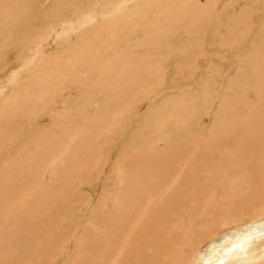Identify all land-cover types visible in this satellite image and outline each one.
<instances>
[{"label": "bare ground", "instance_id": "1", "mask_svg": "<svg viewBox=\"0 0 264 264\" xmlns=\"http://www.w3.org/2000/svg\"><path fill=\"white\" fill-rule=\"evenodd\" d=\"M140 1L54 0L37 14L35 0H0V264H57L75 238L70 264H264V0H247L238 13L243 0H186L126 27ZM88 30L62 51L72 62L61 56L44 66L36 89L25 90L40 52L54 54ZM147 31L151 38L97 65V38L125 43ZM251 45L247 57L238 53ZM236 60L242 65L224 88L217 76L225 69L215 65ZM90 65L84 85L97 84L87 98L102 99L96 112L75 107ZM198 76L199 97L148 110L128 141L138 107ZM68 93L77 96L66 104ZM216 105L213 124L200 127ZM119 140L131 151L108 172L107 151ZM100 183L107 188L98 199L81 193ZM223 227L230 230L215 244Z\"/></svg>", "mask_w": 264, "mask_h": 264}, {"label": "rangeland", "instance_id": "2", "mask_svg": "<svg viewBox=\"0 0 264 264\" xmlns=\"http://www.w3.org/2000/svg\"><path fill=\"white\" fill-rule=\"evenodd\" d=\"M51 1H54V0H44V5H42L41 4V2H42V0H35V3H36V5H37V8H38V11H37V14H38V12H43L44 10H46L45 8L47 7L46 5H48ZM174 2H172L171 0H141L140 1V4L139 5H137L136 6V8H137V11H138V18H134L133 19V21L130 23V20L128 19V16H126V15H128L127 13L125 14V16H124V20H126V27H128L129 25L131 26V27H134V28H136L137 27V23H138V21H141V22H145L148 18H150V17H154V16H152V15H154V14H158V13H160V12H164L165 11V14L166 15H168V13L167 12H170V13H172V11H173V8L176 6V5H179V4H181L182 2H184V1H186V0H173ZM201 2H200V4H204V3H206V1L207 0H200ZM246 1L247 0H243V3H241V4H238V8L236 7L235 9H234V11H233V13H238L237 11H241L244 7H250V4H248V2L246 3ZM249 1V0H248ZM38 4L40 5V7L38 6ZM248 4V5H247ZM167 7H169V8H167ZM240 8V9H239ZM237 9V10H236ZM128 10H130V9H127V11ZM171 10V11H170ZM162 14V13H161ZM120 18H123V16L122 15H117V16H111V17H107V18H104L103 19V21H106V20H108V19H120ZM129 20V21H128ZM123 22H125V21H123ZM128 22V23H127ZM151 22H153V20L151 21ZM149 23L147 26H146V29H147V27H149L150 25L152 26L154 23ZM96 23V22H95ZM129 24V25H128ZM150 26V27H151ZM105 29H106V27H105ZM123 29V27L121 28V30ZM94 30V29H93ZM92 30V31H93ZM117 30V29H116ZM92 31H87V32H85V34L83 33V34H80V32H82V31H79V32H77L78 34L77 35H75V36H70V37H67V43L66 44H62V47L58 50V51H56L54 54L53 53H51V52H48V51H45V52H40L39 54H38V56H39V58H38V56H37V59L35 60V62H37V66H36V68H35V73H33L34 74V76L32 77V79H30L29 81H28V83H27V85L25 86V90L28 88V86L29 85H31V86H34L33 88H35L36 89V85L38 84V82L34 79L35 77H37V75H38V72H39V70L41 69V68H43L44 66H47L48 64H51L52 62H54L55 60H57V59H59L61 56L63 57V58H65L64 60H66V61H68V62H72L71 60H73L74 59V56L72 55V54H63V52L64 51H66V50H69L70 48H71V46H73L74 45V43L75 42H78L79 41V38L80 37H84V36H86V35H88V34H90V35H92L91 33H92ZM100 31H103V30H101V28H97V34H99V32ZM106 32H108V31H106ZM118 32V31H117ZM151 34V31L150 32H148L147 31V33L145 34V35H141V36H139V38H137L136 40L135 39H133V41H127V42H123L121 39H117L116 40V37L117 36H115V38H109V37H102L101 39H98L97 38V41L99 42V48H101V50L99 51V55H97V56H95V58L97 59V60H101L100 62H98L97 63V65H100L101 63H103L104 61H102L103 59H107V54H108V57L110 56V57H112V55H113V53H116V52H121V51H125V50H127V51H129L130 50V48H135V44L136 43H140V42H142V41H145V40H147V39H149V38H151V36H152V34ZM80 34V35H79ZM94 34V33H93ZM116 34V33H115ZM147 34L148 35H150V36H147ZM67 36V35H66ZM183 36V35H182ZM191 37H189L188 39H190ZM61 39H64V37L63 38H61ZM78 39V40H77ZM139 39H140V41H139ZM70 40V41H69ZM77 40V41H76ZM134 40H135V42H134ZM75 41V42H74ZM112 41V42H111ZM124 41H126L125 39H124ZM247 41H249V40H247ZM69 47V48H68ZM181 48V50H183V46H181L180 47ZM251 48H252V45H251V47L249 46L246 50H241V51H239L238 53H240V55H243V57H247V54L249 53V51L251 50ZM63 51V52H62ZM51 53V54H50ZM223 53V52H222ZM204 54V53H203ZM202 55V54H201ZM221 55V58H222V54H220ZM225 55H226V52H225ZM99 56H102V57H99ZM158 56H161V54H156L155 56H153V58L154 59H156V57H158ZM237 56V55H236ZM226 57H227V55H226ZM103 58V59H102ZM162 58V57H161ZM184 59V58H183ZM228 59H229V57H228ZM186 59H184L183 61H185ZM6 61V60H5ZM210 65H211V61H203L202 62V64L200 65V67L199 68H201L202 70H200V73L201 72H203L204 74H205V72H207V74H208V72H209V67H210ZM242 64L241 63H239L237 60L235 61V67L234 66H232V67H228V65H223V66H221V65H218V64H216L215 65V67L217 68V70L218 69H221V70H224L223 71V74L221 75V77H218L217 76V74L215 75V76H217V79L218 78H220V79H222V87H226L227 85H228V80L231 78L232 79V76L234 75V73L236 72V70L241 66ZM91 66V68H90V71L88 72V70H84L83 72H82V76H84V77H82L81 79L82 80H80L81 82H79V84L80 85H82L83 87H84V89L81 91L82 92V94L80 95V99H79V102H78V104L77 105H75V107L76 108H84V107H86V108H88V109H90L91 110V112H96V110H97V108H98V106H101L102 105V102H101V100L102 99H97V101H95L94 103H89V102H87V98H88V96H90L91 94H92V92L94 91V89L96 88V85L97 84H93V85H89V86H85L84 85V81H86L89 77H91L92 76V74L94 73L93 72V68L95 69L97 66L96 65H90ZM225 66V67H224ZM175 67V66H174ZM224 67V68H223ZM228 67V70L226 69ZM240 69V68H239ZM229 73V74H228ZM224 74H225V76H224ZM232 74V75H231ZM203 75V74H202ZM201 78H202V76L201 77H197V78H192L191 79V83H189V82H186L188 85L187 86H182L185 82H184V79L183 78H181V79H176V80H174V83L172 84V86L174 87V88H172V89H168V87L167 88H163L160 92H159V94L155 97V98H153V100H152V102H151V104H148V105H146L145 107H143L142 108V106H140V107H138L137 108V111L139 112L138 113V118H136L135 120H132L130 123H129V126H128V130H129V134H128V141L130 142V137H132V136H134V133H133V131L134 130H136V131H138L137 130V128H139V125H140V127L141 126H143V125H145V120H147L148 118H149V115L147 114V111L149 110L150 111V109H153L154 107H156V110H160L159 111V113H157V114H160V112H162L163 111V108H166L167 107V104L168 103H166V101H168V100H171V99H173V98H175V97H178L179 98V96H181L183 99H185V100H191V99H194V98H196V97H199V95L202 93V84L200 83V85H199V81L201 80ZM232 80H234V79H232ZM167 83V82H166ZM217 84V83H216ZM165 86H166V84H165ZM95 87V88H94ZM30 91H31V89H29ZM223 91V89H219V92L221 93V95L223 96L224 95V93L225 92H222ZM87 94V95H86ZM189 94H191V95H189ZM233 93L231 92V94H228V95H232ZM72 95V96H71ZM71 95L68 93V94H66V96H65V100H66V104H69L73 99H75L76 98V96H77V94L76 93H71ZM179 95V96H178ZM237 95V93H235V96ZM69 96V97H68ZM239 96V95H238ZM192 97V98H191ZM221 97V96H220ZM253 97L255 98V96H254V94H253ZM253 97L252 96H248L247 98L248 99H250V100H253ZM190 98V99H189ZM222 99V98H221ZM231 99H233V97H231ZM85 103V104H84ZM66 104H65V106H66ZM96 104V109L94 108V105ZM65 106H63V107H60V108H58V109H65L66 110V112L67 111H69V110H73L74 108H70L69 106H67L66 108H65ZM153 106V107H152ZM165 106V107H164ZM142 108V109H141ZM219 108V105H216L215 107L213 106L212 107V109H210V111H209V113H206L205 115V119H202L199 123H200V127H202V125H205L206 127L207 126H210L211 124H213V122H214V115H213V113L215 114V109H218ZM167 109V108H166ZM141 110V111H140ZM170 111H174V110H170ZM208 114H210L209 116L211 117H209L208 116ZM213 115V116H212ZM136 116V117H137ZM213 118V119H212ZM50 122V119H49V121L48 122H46L47 124ZM198 123V124H199ZM46 126V124H44V123H42V128H44ZM43 131L42 132H44L45 130L44 129H42ZM141 130L142 129H140V132H141ZM205 132H207V130L205 131ZM119 142H120V140H119ZM129 142H127V141H125V142H122V140H121V142L118 144V146L117 147H115L114 149H112L111 151L109 150V151H107V155L110 157V161L108 162V164H107V167H108V172L109 171H112V169H115V163H116V161L118 160V158L120 157V155H121V153H122V156L125 154V153H127V152H130L131 151V147L129 146L130 145V143ZM164 147H165V145H163ZM110 152V153H109ZM120 154V155H119ZM120 159V158H119ZM121 160V159H120ZM101 171V170H100ZM99 171V172H100ZM104 174V173H103ZM104 175H106V176H108V174L106 173V174H104ZM104 187V188H103ZM105 188H107L106 187V184L105 183H100L99 185H98V187H94V189L93 190H88V189H82V191H81V193H84L85 195H87V196H89V197H91L92 195L91 194H93V196H94V198H95V200L96 199H98L99 198V196H100V194L102 193V192H104L103 190L105 189ZM87 191V192H86ZM90 191V192H89ZM95 207V205L93 206V208ZM92 208V209H93ZM89 209V210H88ZM86 210H87V212H86ZM89 211V212H88ZM84 213V218H83V220L85 221V225L86 226H88L89 224H90V222H91V219H90V217L92 216V215H94L93 214V212H92V210L90 209V208H87V209H85L82 213H81V215ZM89 213V214H88ZM85 218H87V220H85ZM88 220H90V221H88ZM256 219H254V220H252V221H250V223L252 222H254ZM88 225H87V224ZM83 229H84V227H82V229H81V231L80 232H78L77 234V236H80V235H82V232H83ZM230 230V228H228V229H224V227L223 228H221V230L219 231V233H218V235H216V236H214L211 240H215L216 239V243L215 244H218V243H220L221 241H222V236H224L228 231ZM74 241H75V243L74 244H72L73 242H71L70 243V245H69V247L61 254V255H59V256H57L56 258H57V264H70V263H72V261L74 260V258L78 255L77 254V244H79L80 243V241H79V243H78V240H77V238H75L74 239ZM208 242L207 243H205V244H203L202 245V251H205L206 249H207V247H208ZM35 257H36V255H34Z\"/></svg>", "mask_w": 264, "mask_h": 264}]
</instances>
